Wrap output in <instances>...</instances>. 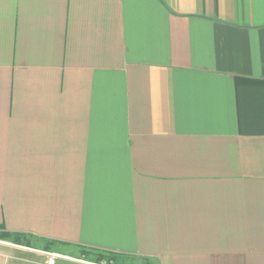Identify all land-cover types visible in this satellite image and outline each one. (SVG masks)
<instances>
[{
    "label": "crops",
    "instance_id": "crops-1",
    "mask_svg": "<svg viewBox=\"0 0 264 264\" xmlns=\"http://www.w3.org/2000/svg\"><path fill=\"white\" fill-rule=\"evenodd\" d=\"M0 224V264H264V0H0Z\"/></svg>",
    "mask_w": 264,
    "mask_h": 264
},
{
    "label": "trees",
    "instance_id": "trees-1",
    "mask_svg": "<svg viewBox=\"0 0 264 264\" xmlns=\"http://www.w3.org/2000/svg\"><path fill=\"white\" fill-rule=\"evenodd\" d=\"M0 239L8 240L16 244L32 246V238L26 233L22 232H10L5 229L3 224H0ZM55 244L54 241L47 243L46 248H52ZM80 255L89 261L106 262L107 264H132L134 258L124 254L115 253L111 251L93 249V248H81Z\"/></svg>",
    "mask_w": 264,
    "mask_h": 264
},
{
    "label": "rangeland",
    "instance_id": "rangeland-1",
    "mask_svg": "<svg viewBox=\"0 0 264 264\" xmlns=\"http://www.w3.org/2000/svg\"><path fill=\"white\" fill-rule=\"evenodd\" d=\"M47 261V258L45 259ZM45 260L43 261V263H45ZM20 262H22L23 264H32V257L28 255V257H25V259H19ZM57 264H59V261L57 262ZM136 264H143L141 260H137Z\"/></svg>",
    "mask_w": 264,
    "mask_h": 264
},
{
    "label": "built area",
    "instance_id": "built-area-1",
    "mask_svg": "<svg viewBox=\"0 0 264 264\" xmlns=\"http://www.w3.org/2000/svg\"><path fill=\"white\" fill-rule=\"evenodd\" d=\"M84 264H94V263H88V262H85Z\"/></svg>",
    "mask_w": 264,
    "mask_h": 264
}]
</instances>
